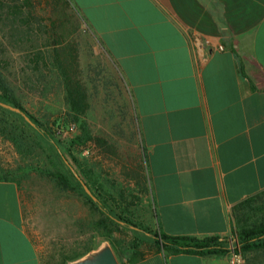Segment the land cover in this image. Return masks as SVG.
Here are the masks:
<instances>
[{
  "label": "crops",
  "instance_id": "crops-1",
  "mask_svg": "<svg viewBox=\"0 0 264 264\" xmlns=\"http://www.w3.org/2000/svg\"><path fill=\"white\" fill-rule=\"evenodd\" d=\"M68 1L64 14L86 51L112 60L131 91L157 228L219 236L231 249L167 254L149 238L121 249L122 264H264V247L232 250L241 204L264 192V0ZM33 2L32 34L46 37L61 0ZM35 210L0 168V264H43L45 238L29 220ZM91 244L57 243L75 254L65 262Z\"/></svg>",
  "mask_w": 264,
  "mask_h": 264
},
{
  "label": "trees",
  "instance_id": "trees-1",
  "mask_svg": "<svg viewBox=\"0 0 264 264\" xmlns=\"http://www.w3.org/2000/svg\"><path fill=\"white\" fill-rule=\"evenodd\" d=\"M69 6L68 0H61V3L54 7L58 13L56 19H51V28L48 29L46 37H40L44 40L38 44L34 29L37 18L35 15V4L33 0H0V60H6V49L11 46L24 42L28 43L29 50L27 54V69L32 72L25 77L29 81L42 80L50 76L56 78L61 84L68 109L58 113L48 120L44 121L31 113L22 103L20 97L16 94L15 89L8 83L3 69L7 65L0 63V108L8 110L11 114H17L23 119L26 126L32 128L38 135H41L53 149L57 148L60 139L57 136L65 131H70L72 124L78 126L79 133L70 138L66 149L71 158L83 168L80 159L75 155V150L92 143L106 154L118 155L115 145L109 142V138L103 135H97L93 132L89 123V113L93 108V101L100 99L104 104L116 103V89L119 90V97L122 98L123 113L120 123L114 125V128L120 133L124 131L122 126L133 125V135H136L142 147V157L146 164V172L143 169L140 159H132L131 153L126 154V159L120 154L119 159H123V173L128 180H133L135 184L147 191L154 197L148 171V151L144 142L143 134L140 128L139 117L131 91L126 83L123 82L121 73L117 65L104 56L94 55L87 50L86 39L80 35L74 28L73 22L67 20L64 14V7ZM27 26V29H22ZM30 27H33L30 28ZM36 78V79H35ZM124 84V85H122ZM123 86L125 90H123ZM33 89V88H32ZM8 105L9 107L5 106ZM5 106V107H4ZM110 106V105H106ZM11 107L19 109L15 112ZM113 115H110L112 118ZM129 116L130 118H127ZM29 118V120L26 119ZM0 135L11 141L16 147L18 153L22 156L32 154V150L27 148L25 139L26 130L18 128L17 125L11 124L8 118L0 120ZM60 154V153H59ZM56 153V156H59ZM62 156V155H61ZM60 158V157H59ZM131 159L133 163H130ZM130 163L127 166L128 162ZM126 163V164H125ZM48 175L53 178L58 185L65 191L78 192L86 198L90 207L98 211L102 216L93 222L94 228L98 234L109 239L116 253L118 250L113 242L114 227L119 226L120 222L133 224V219L128 215L130 211V198L132 193L124 188L116 187L111 191L106 190L104 183L100 181L99 175L90 168H85L82 172L88 182L93 184L98 190V197H102L109 205L107 209L99 202L94 200L84 188L79 179H76L69 169H56V171L47 170ZM70 174L72 176H70ZM91 187V186H90ZM81 189V192L79 190ZM241 205L240 213L236 214V226L233 234L237 237V243L232 246L234 252L249 251L264 247V192L252 199L244 201ZM104 208V209H103ZM154 216L155 208H154ZM140 227L145 233L153 235L158 250H164L167 254L178 253H196V254H226L231 249L228 241L221 239L219 236L197 238L193 236H173L164 233L160 229L152 230L141 224ZM136 243H139L137 241ZM93 248L88 245L83 253ZM124 246L121 245V249ZM80 254H77L78 257ZM66 260V259H65ZM64 261L62 264H65Z\"/></svg>",
  "mask_w": 264,
  "mask_h": 264
},
{
  "label": "rangeland",
  "instance_id": "rangeland-1",
  "mask_svg": "<svg viewBox=\"0 0 264 264\" xmlns=\"http://www.w3.org/2000/svg\"><path fill=\"white\" fill-rule=\"evenodd\" d=\"M34 38L40 41V37L34 36ZM30 48L25 40L15 47L9 46L5 51L6 60L3 62L0 60V63L7 65L3 69L4 75L8 83L15 89L23 105L36 117L46 121L52 116L66 111L68 105L63 88L56 78L48 76L39 81H29L25 77L28 74L32 76V72L27 69L26 50ZM96 49L99 51L97 46ZM26 71H28V74H26ZM123 90H125L124 86ZM116 97V103L107 104H104L100 99H95L93 108L89 113V123L95 134L109 138V142L115 145L118 155L103 153L98 146L92 143L75 150L74 153L80 159L86 171L94 168L106 190L111 191L116 185V187L124 188L132 193L129 200L131 212L128 215L133 219V224L120 222L119 226L114 227L115 230L112 234L118 254L122 255L121 245L129 250L130 247L137 244V241L148 242L146 240L154 238L153 235L145 233L135 224H141L152 230L157 229V226L152 195L147 191H142V188L138 187L133 180L126 179L123 173V159H119V156L121 154L123 157L122 153H124L126 159V154L131 153L132 159L138 158L142 161L143 169L147 174L146 164L142 157V147L136 135L132 133L133 125L132 127L129 124L126 125V121L125 125L122 124L124 131H121V133L114 128V125L120 123L119 120L123 115L120 109L123 107L122 98L121 95L119 97L118 89H116ZM5 106L9 107L8 105ZM110 115H113L112 118H110ZM4 118H8L11 124L14 122L18 128L26 130L28 137L24 138L25 143L27 148L32 150V154L22 156L11 141L0 135V168L9 171L12 176L16 177V180L22 184L25 193L28 194L30 201L34 202L36 206V210L32 217H29V220H31V224L34 223L37 230L45 238L47 247L45 248L46 251L42 252L43 264H62L66 255L68 257L75 255L73 253L69 254L68 250L63 249L68 246L57 245L59 241L78 244L79 242H85L86 239L87 242L88 239H92L93 244L91 245L96 247L102 241L109 240L98 234L94 228L93 222L102 215L92 209L90 204L86 202V198L78 192L63 190L47 172V170L69 169L71 174L79 179L82 188L94 200L99 202L105 210L107 209L105 205L109 204L104 202L105 200L102 197L96 195L98 190L93 184L89 183L90 181L88 182L89 179L82 172L83 168L71 158L66 149L70 138L79 133L78 126L72 124L70 131L60 133L57 136L60 139L56 144L57 148L53 149L41 135L26 126L23 119L17 114H11L8 110L0 108V120ZM127 118L130 117L127 116ZM56 153H60L58 157ZM127 160L133 163L130 158ZM130 163L128 162L127 166ZM71 174L70 176H72ZM150 185L149 182L148 188ZM79 192H81V189ZM36 234L34 233V235ZM55 246H59L60 251L52 250Z\"/></svg>",
  "mask_w": 264,
  "mask_h": 264
},
{
  "label": "water",
  "instance_id": "water-1",
  "mask_svg": "<svg viewBox=\"0 0 264 264\" xmlns=\"http://www.w3.org/2000/svg\"><path fill=\"white\" fill-rule=\"evenodd\" d=\"M11 108L20 112L19 109ZM26 119L29 120L28 117ZM65 264H122V262L112 243L109 240H104L86 254L76 259L68 260Z\"/></svg>",
  "mask_w": 264,
  "mask_h": 264
},
{
  "label": "built area",
  "instance_id": "built-area-1",
  "mask_svg": "<svg viewBox=\"0 0 264 264\" xmlns=\"http://www.w3.org/2000/svg\"><path fill=\"white\" fill-rule=\"evenodd\" d=\"M218 47H219V49H223V45L222 44H219ZM71 129H72V127H71Z\"/></svg>",
  "mask_w": 264,
  "mask_h": 264
}]
</instances>
